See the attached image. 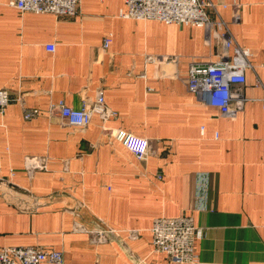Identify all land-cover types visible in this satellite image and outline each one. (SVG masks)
<instances>
[{"label":"crops","instance_id":"crops-1","mask_svg":"<svg viewBox=\"0 0 264 264\" xmlns=\"http://www.w3.org/2000/svg\"><path fill=\"white\" fill-rule=\"evenodd\" d=\"M212 1L235 43L251 52L243 107L231 102L227 114L186 84L191 60L221 52L201 27L121 17L124 0H80L72 16L0 0V89L22 97L0 114V178L9 183L0 185V247L59 250L62 264H188L153 250L150 231L156 218L184 214L202 229L198 264H264V0H236L237 22L233 0ZM100 88L117 113L104 123L94 113L74 128L53 108L80 107ZM26 108L40 113L25 119ZM114 129L147 138L145 158ZM30 157L45 165L31 176ZM77 224L117 235L92 243Z\"/></svg>","mask_w":264,"mask_h":264},{"label":"built area","instance_id":"built-area-1","mask_svg":"<svg viewBox=\"0 0 264 264\" xmlns=\"http://www.w3.org/2000/svg\"><path fill=\"white\" fill-rule=\"evenodd\" d=\"M80 0H10L9 4L21 12L52 13L60 16H72L77 13ZM125 9L119 15L133 19H155L164 23H175L184 26H197L204 30L205 42L209 45L217 40L221 52L216 60H191L187 69L186 84L188 89L200 99L207 96V102L218 107L222 113H230V103L236 109L243 107L244 96L239 87L245 83V70L250 67L251 52L235 43L229 26L219 17L218 5L212 0H124ZM224 4V3H222ZM225 5V4H224ZM232 20H239L240 3L233 0ZM112 41L109 33L103 38L102 48L106 49ZM233 49V54L229 49ZM48 51L54 46L46 45ZM147 62L159 63L168 61L166 57L146 55ZM19 93L13 96L7 89H0V114L13 101L21 102ZM264 106V95L261 99ZM62 121L71 127L82 128L88 125L94 113L102 122L116 117V112L105 104L103 89H98L93 99H84L80 107L65 105L62 101L54 107ZM38 108L24 109V118L38 116ZM110 133L119 138L125 147L138 159L148 153L149 142L145 137L121 129ZM26 171L29 176L36 169L44 168L38 157L27 160ZM1 179V178H0ZM27 207V206H25ZM74 230H84L91 234L92 243L108 241L116 237L115 229H104L101 225L84 228L77 224ZM153 250L165 253L174 263L198 264L199 259L194 251V240L202 236V229L197 227L190 216L184 214L176 217L156 218L150 227ZM128 237H138V230H127ZM51 262L63 263V254L59 250L40 246H2L0 247V264H40Z\"/></svg>","mask_w":264,"mask_h":264},{"label":"rangeland","instance_id":"rangeland-1","mask_svg":"<svg viewBox=\"0 0 264 264\" xmlns=\"http://www.w3.org/2000/svg\"><path fill=\"white\" fill-rule=\"evenodd\" d=\"M8 185L9 183H8V181H6V180H4V179H0V185ZM9 186V185H8ZM10 186H12V185H10ZM13 188V187H12ZM15 190V189H14ZM17 191L18 192H22V191H19V190H16L14 193H17ZM11 194V193H10ZM25 195H28L27 193H25V192H23V196L22 197H24ZM26 198H29V196H27Z\"/></svg>","mask_w":264,"mask_h":264}]
</instances>
